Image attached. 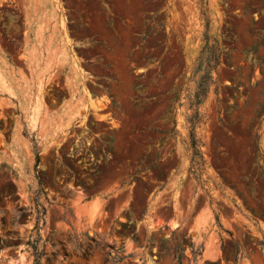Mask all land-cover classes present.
Instances as JSON below:
<instances>
[{
    "label": "rangeland",
    "instance_id": "rangeland-1",
    "mask_svg": "<svg viewBox=\"0 0 264 264\" xmlns=\"http://www.w3.org/2000/svg\"><path fill=\"white\" fill-rule=\"evenodd\" d=\"M0 80V264H264V0H0Z\"/></svg>",
    "mask_w": 264,
    "mask_h": 264
},
{
    "label": "trees",
    "instance_id": "trees-1",
    "mask_svg": "<svg viewBox=\"0 0 264 264\" xmlns=\"http://www.w3.org/2000/svg\"><path fill=\"white\" fill-rule=\"evenodd\" d=\"M216 65H218V63ZM193 148H194V156L199 155V151L197 150L196 146H193ZM261 247H262V249H264V243H261ZM176 259H177L178 264H182L181 256H177ZM237 260H238V258H235L234 262L236 263Z\"/></svg>",
    "mask_w": 264,
    "mask_h": 264
},
{
    "label": "bare ground",
    "instance_id": "bare-ground-1",
    "mask_svg": "<svg viewBox=\"0 0 264 264\" xmlns=\"http://www.w3.org/2000/svg\"><path fill=\"white\" fill-rule=\"evenodd\" d=\"M3 76V75H2ZM0 81H2V80H0ZM13 84V83H12Z\"/></svg>",
    "mask_w": 264,
    "mask_h": 264
}]
</instances>
